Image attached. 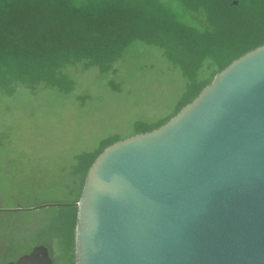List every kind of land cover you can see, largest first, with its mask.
Listing matches in <instances>:
<instances>
[{
    "label": "water",
    "instance_id": "water-1",
    "mask_svg": "<svg viewBox=\"0 0 264 264\" xmlns=\"http://www.w3.org/2000/svg\"><path fill=\"white\" fill-rule=\"evenodd\" d=\"M76 206L75 264H264V44L106 146ZM4 264L53 263L36 245Z\"/></svg>",
    "mask_w": 264,
    "mask_h": 264
},
{
    "label": "trees",
    "instance_id": "trees-1",
    "mask_svg": "<svg viewBox=\"0 0 264 264\" xmlns=\"http://www.w3.org/2000/svg\"><path fill=\"white\" fill-rule=\"evenodd\" d=\"M135 41L157 46L183 77L184 88L171 113L134 120L133 134L166 122L215 73L264 44V0H0V94L10 95L18 86L69 94L75 80L68 66L111 71ZM119 139L108 135L93 150L75 153L59 183L17 195L3 188L0 264L36 245L47 248L53 264H75L76 202L85 174ZM52 191L60 196L48 199Z\"/></svg>",
    "mask_w": 264,
    "mask_h": 264
},
{
    "label": "rangeland",
    "instance_id": "rangeland-1",
    "mask_svg": "<svg viewBox=\"0 0 264 264\" xmlns=\"http://www.w3.org/2000/svg\"><path fill=\"white\" fill-rule=\"evenodd\" d=\"M113 67L101 72L96 66H68L75 80L69 94L44 86L0 94L1 204L3 188L17 195L59 183L75 153L93 150L108 135H133L134 120L155 121L173 111L184 79L157 46L135 41Z\"/></svg>",
    "mask_w": 264,
    "mask_h": 264
},
{
    "label": "flooded vegetation",
    "instance_id": "flooded-vegetation-1",
    "mask_svg": "<svg viewBox=\"0 0 264 264\" xmlns=\"http://www.w3.org/2000/svg\"><path fill=\"white\" fill-rule=\"evenodd\" d=\"M10 261V260H9ZM6 263V262H5Z\"/></svg>",
    "mask_w": 264,
    "mask_h": 264
}]
</instances>
